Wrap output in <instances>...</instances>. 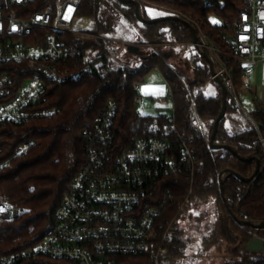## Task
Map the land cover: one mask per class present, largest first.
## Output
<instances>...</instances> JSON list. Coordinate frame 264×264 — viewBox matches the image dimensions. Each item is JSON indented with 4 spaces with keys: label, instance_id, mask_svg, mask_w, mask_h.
Segmentation results:
<instances>
[{
    "label": "trees",
    "instance_id": "trees-1",
    "mask_svg": "<svg viewBox=\"0 0 264 264\" xmlns=\"http://www.w3.org/2000/svg\"><path fill=\"white\" fill-rule=\"evenodd\" d=\"M146 1L173 7L191 16L219 44L224 42L223 23L229 22L235 26L241 19L242 11L247 9L243 0H212V4H206L203 0ZM55 2L34 0L12 4L10 10L17 16L29 18L48 5L55 6ZM144 4V16L152 18L144 10ZM211 15L218 18V22H212ZM75 16L92 20V27L81 31L93 35L71 31L60 33L68 50L67 65L71 70H78L93 62V71L72 82L46 81L48 98L42 107H54L56 114L22 124H0V161L6 162L0 172V197L20 212L16 218L0 221V253L33 244L51 228L57 206L86 161L88 143L82 136V130L103 111L107 101L113 99L118 106L113 133L116 142L123 148L130 146L136 138L157 136L167 139L176 152L178 136L173 129L176 125L195 156L193 172L162 181L154 198L163 202L165 208L155 222L150 249L145 255L127 256L131 264H150L152 254L160 247L164 249L165 264H180L177 259L183 256L184 241L177 235L170 237V232L165 238L164 235L170 230L169 225L180 219L192 203L200 204L211 198L216 200L221 214L220 235L227 242L239 243L231 250L233 258L221 264H264V251L251 253L242 249L254 237L264 239V226L242 225L232 217L223 200L219 178L220 173L228 168L251 177L258 159L260 170L250 181L228 175L223 182V191L239 220L264 221V142L261 138V135L264 136V104L246 112L228 92L226 116L219 125L215 139L216 143L235 147L241 156L253 157L251 160H240L229 149L211 148L189 122L191 95H197L202 118L212 122L210 136L222 109V89L217 84L215 93L201 90L212 74L208 61L199 51L193 48V56L184 64L194 70V76L188 78L185 69L173 60L176 57L173 49L154 53L149 47L140 45L143 53L139 54L130 51L128 45L115 60L109 55L117 51L116 43L98 37L119 36V24L125 21L139 29L140 37L136 34L139 44L190 42L193 35L187 20L141 23L135 14V5L120 0H78ZM50 32L49 29L36 27L30 38ZM29 41L36 43V40ZM128 41H132V38H128ZM11 67L17 71L11 73L16 76V82L31 76L21 74L25 69H30L28 63H15ZM154 68L164 74L170 85L175 122L169 121L166 114L150 115L138 111L135 99L139 93L135 85L142 83L146 74ZM235 85L237 90L244 86L241 68L236 69ZM26 140H32L34 145L26 155L16 156V147ZM50 261L52 264H79L61 258H51Z\"/></svg>",
    "mask_w": 264,
    "mask_h": 264
},
{
    "label": "built area",
    "instance_id": "built-area-1",
    "mask_svg": "<svg viewBox=\"0 0 264 264\" xmlns=\"http://www.w3.org/2000/svg\"><path fill=\"white\" fill-rule=\"evenodd\" d=\"M30 1L34 0H0V124H22L56 114V108L42 107L48 98L46 81L72 82L94 69V63L89 62L78 70H71L67 65V46L60 38L64 31L93 35L69 27L76 18L78 0H56L55 6L48 5L29 18L17 16L10 10L12 4ZM139 1L165 15L179 16L196 27L198 41L192 40L189 44L199 52L208 53L213 60L215 74L211 75L210 82L220 77L241 105L235 85L236 69H242L244 86L251 89L248 78L264 62V0H243L247 9L242 11L240 21L235 26L224 22L221 27L223 44L210 38L191 16L182 11ZM203 1L212 4V0ZM70 7L72 10L67 15ZM36 27L51 32L30 38ZM98 37L116 43L117 51L109 55L115 60L126 46L133 44L114 36ZM31 39L36 43H31ZM134 44L147 46L154 53L162 50L160 43ZM163 44L167 49L182 45L178 41ZM15 63H28L30 69L21 74L31 76L16 82V76L11 74L17 72L11 67ZM209 83L201 90L205 91ZM139 87L135 85L136 90ZM135 102L143 105L144 97L138 95ZM117 111V103L109 99L103 111L82 130L88 143L86 161L57 206L51 228L33 244L0 253V264H52L51 258L79 264H131L127 256L145 255L149 251L155 222L165 208L163 202L154 198L155 193L164 179L193 172L195 156L176 125L173 128L178 136L176 152L167 139L157 136L136 138L130 146L123 148L113 133ZM138 111L142 113L140 108ZM168 120L175 122L174 112ZM189 122L210 145L212 122L202 118L197 95L190 96ZM254 123L259 128L258 123ZM261 138L264 142L263 135ZM33 145L32 140H26L16 147L15 155H26ZM5 164L0 161V172ZM19 214V210L0 197V221L16 218ZM163 250L160 247L152 254L150 264H165Z\"/></svg>",
    "mask_w": 264,
    "mask_h": 264
},
{
    "label": "rangeland",
    "instance_id": "rangeland-1",
    "mask_svg": "<svg viewBox=\"0 0 264 264\" xmlns=\"http://www.w3.org/2000/svg\"><path fill=\"white\" fill-rule=\"evenodd\" d=\"M143 8L151 16H165L162 11L147 4H144ZM211 20L212 22H218L219 19L211 15ZM92 24V20L89 18L76 17L69 27L74 30H84L90 29ZM119 29V36L134 38L136 34H138V37H140L139 29L129 22H120ZM165 42L172 41L160 42L162 49H167L166 45L163 44ZM178 42H181L182 45L174 46V48H172L175 51L174 55L176 56L173 60L177 61L182 69H185L186 76L190 78L194 76V70L187 68L184 64L191 59L194 50L188 41ZM209 82L210 80L207 83ZM209 85L203 92H208ZM238 90L240 92V88H238ZM138 93L144 97L143 105H137V108H140L143 114L169 115L174 112V101L171 95L170 86L167 83L164 74L158 68L151 69L146 74L144 81L140 84ZM241 99L244 104V109L249 112L252 111L253 108L244 100L243 96H241ZM250 119L253 122L251 117ZM220 216L221 214L219 212L218 204L215 199L211 198L200 204H195V202L192 203L191 207L186 210L185 214L171 225L169 230L170 237L177 235L185 244L183 256L177 259V263L221 264L226 260L233 258L231 250L239 243L233 244L227 242L225 238H222L219 232Z\"/></svg>",
    "mask_w": 264,
    "mask_h": 264
},
{
    "label": "water",
    "instance_id": "water-1",
    "mask_svg": "<svg viewBox=\"0 0 264 264\" xmlns=\"http://www.w3.org/2000/svg\"><path fill=\"white\" fill-rule=\"evenodd\" d=\"M123 3H132L135 5V14L137 19L141 22V23H148V24H155L158 23L160 21H164V20H176V21H185L183 18L176 16V15H165V16H158V17H152V18H146L143 14V9H142V3L139 0H120ZM191 28L192 31V35H193V42L198 41V34H197V30L196 27L191 24L190 22H187ZM129 50L133 51L135 53H139L142 54L143 50H141L139 48L138 45L135 44H131L129 46ZM202 54V56L208 61L209 65H210V70H211V74L214 75L215 74V65L213 60L211 59V57L208 55V53L206 52H200ZM215 81L219 84L220 88L222 89V109L218 115V117L216 118L213 128H212V133L210 136V146L211 148H225V149H229L230 151H232L240 160L243 161H249L251 160L253 157H245V156H241L239 155V153L237 152L236 148L228 145V144H219L215 142L218 130H219V125L221 123V121L225 118L226 116V112H227V102H228V89L226 87V85L224 84V82L222 81V79L220 77H216ZM260 170V161L257 159V164H256V169L255 172L253 174V176L251 177H246L244 175H242L240 172L228 168L225 169L224 171H222L220 173V181H221V187H222V196H223V200L225 202L226 208L229 211V213L232 215V217L234 219H236L237 221H239L240 224L245 225H251L252 227H262L264 226V221L263 222H256V221H245V220H239L237 218V216L235 215V213L232 211L231 207L229 206L227 199L224 195V191H223V182L225 181L226 177L228 175H235L238 178L244 180V181H250ZM242 249L246 252H251V253H259L261 251H264V239H262L261 237H254L251 240H249L243 247Z\"/></svg>",
    "mask_w": 264,
    "mask_h": 264
},
{
    "label": "crops",
    "instance_id": "crops-1",
    "mask_svg": "<svg viewBox=\"0 0 264 264\" xmlns=\"http://www.w3.org/2000/svg\"><path fill=\"white\" fill-rule=\"evenodd\" d=\"M153 17H156V16H153ZM114 37H116V36H114ZM123 37L124 36H117L116 38L128 41V37H126V36L124 38ZM136 38H137V36H135L134 39L132 38V41H128V42L133 43V44L137 43ZM138 46L141 47L140 45H138ZM248 81L251 83L252 88L247 89L245 86L240 87V92L238 90L239 102H240L241 106L244 108V104H243V101L241 99V96H243L244 100L250 105V107L255 109L257 107V105L264 104V62L260 63L255 68L254 73L248 78ZM140 84H136V85L140 86ZM216 84L219 86V84L216 81L210 83L209 88H208V92L210 94L215 93L217 91ZM139 89H140V87H139ZM245 111L249 112L247 110H245ZM172 114H169L168 116H170Z\"/></svg>",
    "mask_w": 264,
    "mask_h": 264
},
{
    "label": "bare ground",
    "instance_id": "bare-ground-1",
    "mask_svg": "<svg viewBox=\"0 0 264 264\" xmlns=\"http://www.w3.org/2000/svg\"><path fill=\"white\" fill-rule=\"evenodd\" d=\"M71 10H72V8L70 7V8H69V10H68V14H67V15H69V14H70Z\"/></svg>",
    "mask_w": 264,
    "mask_h": 264
}]
</instances>
